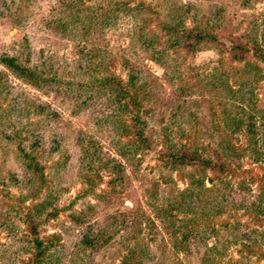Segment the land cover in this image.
I'll return each instance as SVG.
<instances>
[{
	"label": "rangeland",
	"instance_id": "obj_1",
	"mask_svg": "<svg viewBox=\"0 0 264 264\" xmlns=\"http://www.w3.org/2000/svg\"><path fill=\"white\" fill-rule=\"evenodd\" d=\"M178 32L190 35L179 46L172 45ZM263 34L264 0H0V264H54L34 261V222L40 223V237L55 242L59 264H82V259L86 264L117 262L118 256L110 259L111 245L79 254L84 223L71 219V212L92 192L106 188L110 172L100 155L118 158L114 146L131 139L121 136L120 125L131 119L118 109L114 88L130 74L157 83V101L144 102L151 109L145 115L147 130L156 140L162 136V124L187 122L172 112L177 101L166 80L172 58L182 66L211 65L230 55L232 43L249 45L254 35L264 43ZM167 49L165 64L156 61L153 54ZM5 55L35 67L44 79L35 85L28 82L2 63ZM107 76L111 82L106 84ZM199 109L204 115L200 126L211 125L206 105ZM206 141L214 144L207 135ZM158 148L152 145L124 160L129 178L120 190L121 202L90 213V218L142 202L145 186L166 192L173 183L184 184L191 166H162ZM22 150L35 154L41 175L25 164ZM161 175L167 183L159 181ZM86 177L95 189L84 197ZM90 200L97 202L96 197ZM175 220L179 224L183 219ZM223 230L204 239L230 246L227 252L235 257L224 255L223 264H264V255L237 251L248 240L239 236L241 225L236 241ZM152 245L158 254V240ZM188 249L181 253L184 261L200 264L203 241L191 238Z\"/></svg>",
	"mask_w": 264,
	"mask_h": 264
},
{
	"label": "trees",
	"instance_id": "obj_2",
	"mask_svg": "<svg viewBox=\"0 0 264 264\" xmlns=\"http://www.w3.org/2000/svg\"><path fill=\"white\" fill-rule=\"evenodd\" d=\"M187 35L190 34L176 33L172 45L179 46ZM249 39V45L232 43L230 55L211 65L182 66L181 61L172 58L166 72V80L172 85L171 93L177 101L172 112L179 113L187 122L175 126L162 124V136L156 140L151 139L152 134L147 130L149 119L145 115L151 109L144 102L157 101V83L143 74L141 81L138 75L130 74L127 81L114 88L113 98L118 102V109L129 113L131 119L120 125V133L130 135L131 139L119 140L114 146L118 158L100 155L99 159L110 172L106 188L92 192L82 207L71 212L74 222L84 223L79 254L82 251L87 256L111 245L110 259L118 256L117 262L96 264H187L181 253L190 250L191 238H198L204 247L200 264H223L224 255L235 257L234 253L227 252L230 246L219 240L204 239L217 236L224 228L226 237L233 236L235 241L239 236L248 238L244 247L237 249L240 254L264 255V43L256 35ZM167 56L168 49L153 54L156 61L164 64ZM1 59L34 85L44 79L42 72L17 62L13 55ZM104 81L107 84L111 79L107 76ZM203 104L211 115V125L204 128L200 126L203 110H197ZM206 135L214 144L203 142ZM152 145L159 146L157 152L162 166L172 170L191 166L184 175V184L173 183L166 192H160L158 184L154 188L145 186L142 202L136 201L126 209L106 210L101 218H90V213L110 209L121 202L120 190L129 178L124 160L131 161ZM22 154L25 164L33 165L41 175L42 166L35 154L27 150H22ZM159 178L161 183L168 181L166 175ZM91 182L85 178L83 183L88 186L82 196L94 191ZM92 197L97 202H92ZM175 219L183 220L178 224ZM39 225L34 222L31 226L36 233L32 238L34 261L51 260L59 264L60 257L58 254L55 257L52 248L55 242L40 237ZM237 225L243 229L239 236H236ZM252 234L255 236L251 238ZM157 240L158 254L152 245ZM80 263L86 264L83 259Z\"/></svg>",
	"mask_w": 264,
	"mask_h": 264
}]
</instances>
